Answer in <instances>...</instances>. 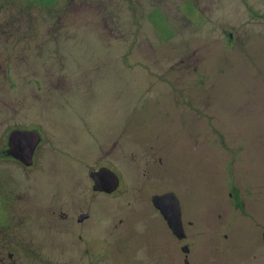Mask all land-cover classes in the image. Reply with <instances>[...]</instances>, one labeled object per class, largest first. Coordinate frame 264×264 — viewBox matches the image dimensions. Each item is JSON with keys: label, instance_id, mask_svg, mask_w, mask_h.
I'll return each mask as SVG.
<instances>
[{"label": "rangeland", "instance_id": "374dc122", "mask_svg": "<svg viewBox=\"0 0 264 264\" xmlns=\"http://www.w3.org/2000/svg\"><path fill=\"white\" fill-rule=\"evenodd\" d=\"M14 130L40 136L28 171L2 155ZM226 169L249 215L224 206ZM261 187L264 0H0V264H183L152 204L167 192L197 230L223 212L241 236L215 227L208 264H264Z\"/></svg>", "mask_w": 264, "mask_h": 264}, {"label": "flooded vegetation", "instance_id": "af4514ba", "mask_svg": "<svg viewBox=\"0 0 264 264\" xmlns=\"http://www.w3.org/2000/svg\"><path fill=\"white\" fill-rule=\"evenodd\" d=\"M26 131H29V130H26ZM6 151H7V148H3L2 155H5L6 158L15 160L13 157L8 156L6 154ZM35 151H36V149H35ZM35 151H34V154H33L32 165L29 166V167H26L23 164H21L19 161L15 160V161H17L15 163L20 167V169H22L24 171H28L29 169H31L33 167ZM227 161L229 162V164L231 166V169H232L233 165L236 163V160L231 159V160H227ZM152 162H154V161H152ZM149 163H150L149 160L146 159V164H149ZM101 168H106V169H109L110 171H112L108 167H101ZM97 171H92V172H90L89 175H91V173L97 172ZM113 173H115V172H113ZM225 173H226L225 179H226V187H227V190H228V192H227L228 194H227V198L223 199L224 200V206H226L227 209H230L231 212H233V215L234 214L237 215V211L236 210H238V211L241 210V214L242 215H249L250 213H248V214H247V212L243 213L244 210H245L246 201H243L244 198L242 199V197L238 196L240 191H234L233 190L232 183L235 180L237 181L235 173L232 170L228 171L227 169L225 170ZM116 176L118 177V182H119V175L116 174ZM256 179H259V178H256ZM29 180H31V179H29ZM31 182H34V184H32V186L36 184V181L34 179H32ZM258 182H259V184L262 182V177H261V179ZM38 184H41V183H38ZM258 185H257V187H258ZM118 187H119V185H118ZM39 188H40V190H42L45 187L42 188V186H39ZM92 189H93V187H92ZM117 189L114 192H116ZM31 191H32L33 195H34V193H37V191H35L33 189H31ZM114 192H112V193H114ZM30 195H31V193H30ZM249 197L254 198L255 202H257V205H254V210L255 209L256 210H255V214H254V216L252 218H255V219L252 222H253L254 228H256V232H254V234H257L259 236V238L257 239V242H260V245L256 247L259 250L257 252V255L261 256L262 261H264V219L259 220V217H261L260 216V210H261L260 203H262V202L264 203V192L262 191V187L258 188V189L256 188V191L255 192H251L249 194ZM179 206H180V220H181V225H182V228H183V232H182V235H181L180 238L173 234L174 238L177 240V244H179L178 246L181 247V248L178 247L179 250H177V248H176V251H177V254H178V259L180 260L181 251H182L183 254H184L183 255V260H182L183 264H199L198 261L203 258V253H201V250L203 248H202V244L200 242H198L197 240H196L197 245H194L193 238H194V236L196 234L201 233L203 235V237L205 239H207V240L204 241V245L206 246V248H205L206 253L204 252V258H206V260L203 261V262H204V264H208L211 260L216 259V258H212L215 255L212 252V249H213L212 243H214V241L217 238H219V235H218L219 230L218 231L215 230V227H217V228L219 227L221 229L220 231H225L226 230V225L225 224L222 223V224L219 225L220 218L223 216V212L219 213V214L217 213L218 214V215H216L217 218L216 217L215 218L218 219V225H217V222L215 221L213 230L210 227L209 230L207 228H204L201 231L200 229L197 230V228L199 227L198 224H201V223H199V222H201V220L197 216H195L194 210L192 211V213H189V212L185 211L186 213H189V214L184 216L183 215L184 212L181 209L180 202H179ZM209 212H211V211H209ZM54 214H55V212H54ZM61 215H63V217L66 216L63 213H61ZM184 218H185V221H184ZM184 223H186L188 225V229L184 226ZM262 228H263V230H262ZM226 232H227V234H224V238L227 239V241L229 239H231V243H232L231 245H235L236 246V244L239 241H241V238L239 239V237H241V236L237 237V235H235V234H233V233H231V232H229L227 230H226ZM188 240H192L194 246L192 244L189 245L188 243L187 244L186 243L182 244L185 241L187 242ZM197 248H199L200 250L198 251ZM257 255H256V259H259ZM255 262H259V260H255ZM179 264H180V262H179Z\"/></svg>", "mask_w": 264, "mask_h": 264}, {"label": "water", "instance_id": "95a60500", "mask_svg": "<svg viewBox=\"0 0 264 264\" xmlns=\"http://www.w3.org/2000/svg\"><path fill=\"white\" fill-rule=\"evenodd\" d=\"M40 143V136L37 131L14 130L8 137V149L6 154L13 157L26 167L32 165L33 154ZM93 190L111 194L119 185L115 173L106 168L91 173ZM152 204L161 213L172 233L181 237L182 225L180 220L179 201L174 193L167 192L163 195L154 196ZM87 215H80L79 222H82Z\"/></svg>", "mask_w": 264, "mask_h": 264}]
</instances>
